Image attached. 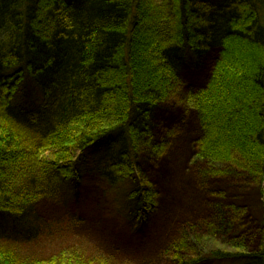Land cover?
Listing matches in <instances>:
<instances>
[{
  "label": "trees",
  "instance_id": "obj_1",
  "mask_svg": "<svg viewBox=\"0 0 264 264\" xmlns=\"http://www.w3.org/2000/svg\"><path fill=\"white\" fill-rule=\"evenodd\" d=\"M214 49L207 82L185 98L194 158L200 177L255 184L259 245L224 238L247 207L218 192L205 236L171 248L175 264H264V0H0V264H133L71 239L82 219L45 220L37 203L78 198L93 174L142 230L157 198L142 166L165 146L153 114Z\"/></svg>",
  "mask_w": 264,
  "mask_h": 264
},
{
  "label": "rangeland",
  "instance_id": "obj_2",
  "mask_svg": "<svg viewBox=\"0 0 264 264\" xmlns=\"http://www.w3.org/2000/svg\"><path fill=\"white\" fill-rule=\"evenodd\" d=\"M217 51L214 49L205 55L196 68L185 67L175 92L153 114L152 141H163L165 146L158 157L148 158L142 166L145 181L157 194L151 220L142 230H130V224L118 206L116 193L109 190L103 179L93 174L84 175L78 198L68 195L69 199L63 203L47 199L38 201L36 208L40 216L46 220L77 215L82 220L73 228L71 239L94 244L115 256L120 263L129 260L133 264H175L172 245L183 238H188L187 242L191 245L190 240L195 234L205 236L208 223L202 224L201 221L214 215L217 193L222 192L223 197L219 200L229 199L235 206L239 202L247 207L245 213L237 212L239 217L232 210L222 207L228 213V219L237 216L238 223L242 220V227H233L224 238L243 233L254 250L260 239L254 209L257 201L255 184L248 178L200 177L199 172L205 164L194 158L198 125L195 113L186 105L185 98L188 92L205 85ZM78 155L77 149L71 152L73 158ZM144 156H141L142 160ZM5 221V217L0 216V225ZM191 225L196 226L195 230L190 229Z\"/></svg>",
  "mask_w": 264,
  "mask_h": 264
}]
</instances>
